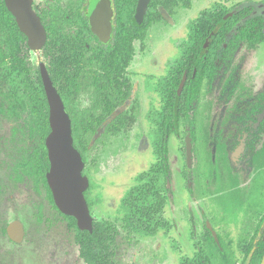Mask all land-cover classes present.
Returning <instances> with one entry per match:
<instances>
[{
    "label": "rangeland",
    "instance_id": "obj_1",
    "mask_svg": "<svg viewBox=\"0 0 264 264\" xmlns=\"http://www.w3.org/2000/svg\"><path fill=\"white\" fill-rule=\"evenodd\" d=\"M249 1L264 2L176 0L170 9L173 20L160 5L163 18L150 23L144 45L136 46L128 69L133 88L123 112L134 114L135 124L117 133L100 126L96 134H81L84 172L90 182L86 189L90 210L95 219L118 225L117 264H181L183 257L193 256L207 246L208 222L221 235L227 250L233 252L234 264L243 263L247 244L264 212V131L247 149L249 160L239 159L240 150L230 156L224 153L220 136L224 133L230 141L238 133V117L246 115L244 108L250 102L237 101L240 91L247 90L253 96L264 89V45L257 49L241 45L224 62L214 82L205 80L194 110L191 187L183 154L184 133L181 137L171 136L173 197L165 209L171 229L152 236L129 234L123 228L120 204L137 175L154 161L149 138L153 124L148 115L161 107L158 81L167 75L168 65L179 58L189 42L190 23L219 5L232 8ZM11 43L10 32L0 23V50L6 56L0 64V264H86L75 242L74 221L59 211L42 184L44 178L22 173L20 164L25 158L38 150L45 151L48 131L42 128V114L32 103L23 76L14 68ZM31 58L35 65L47 61L46 55L37 50L31 51ZM223 81L228 82V91L234 84L239 85L225 107L220 96ZM95 94V88L86 80L69 104L71 115L78 120L99 115L101 111L94 106ZM238 106L245 111H237ZM17 218L26 227L25 240L19 245L6 233L7 225Z\"/></svg>",
    "mask_w": 264,
    "mask_h": 264
},
{
    "label": "trees",
    "instance_id": "obj_2",
    "mask_svg": "<svg viewBox=\"0 0 264 264\" xmlns=\"http://www.w3.org/2000/svg\"><path fill=\"white\" fill-rule=\"evenodd\" d=\"M175 3L176 0H152L150 9L147 12L146 28L155 18H163L158 8L159 5H162L170 13V9ZM251 10L252 8H247L241 13L230 17L228 14L230 8L219 5L214 11L205 13L196 21L190 23V40L184 45L182 57L161 83L162 108L152 114L154 128L150 132V137L155 162L137 175L135 184L129 188L121 199L120 209L124 214L122 219L123 228L129 234L152 236L161 230L168 231L171 229V222L165 218L167 203L173 195L169 138L172 134L179 135L182 132L186 117L199 100L204 80L207 78L214 79L218 69L215 65L217 51L225 41L227 33L237 22L249 15ZM0 14L8 21L10 27L17 32L18 47L16 49L19 53L16 52L17 54L13 55L14 68L23 76V82L27 85L31 101L37 108V112L42 114V128L49 133V105L40 70L30 61L29 44L3 0H0ZM263 27V17H257L244 23L238 34L231 39L226 52L233 51L238 42L247 43L251 47L262 42L264 40ZM215 29L218 30V36L211 44L207 42V38ZM130 54L129 59L131 58ZM0 59L3 62L5 56L0 54ZM60 60V57H51L48 61V70L69 109L70 102L82 90L85 81H89L92 76L80 72L60 71ZM183 78L187 79V82L181 98L177 99V89ZM107 80L105 78L104 82ZM120 92L122 93L121 90ZM130 92L131 85L128 86V96ZM123 99L125 97L120 100L116 97L114 99L108 97L107 99L105 96L103 102L97 104L99 107L103 105L104 109V113L98 121L91 120L90 117L82 120L72 117L75 145L84 160L85 157L80 148L81 134L95 132L103 124L105 117L122 105ZM135 122L136 118L133 115L121 113L108 123L106 129L108 132L117 133L121 130L131 129ZM79 123H82L83 126L80 127ZM39 164L41 172L45 174L50 167L49 161L45 160V151L44 154L41 153ZM77 230L76 242L79 245L80 255L86 264H117L115 244L119 229L116 222L96 220L92 230H83L78 226ZM255 246H257L255 256H259L261 259L264 254V238L260 239ZM212 251L214 256L219 254L224 257V251L218 248L215 241H213ZM213 262L215 264V258ZM181 264H208L207 254L201 248L193 256L183 257ZM222 264L227 263L223 262Z\"/></svg>",
    "mask_w": 264,
    "mask_h": 264
},
{
    "label": "flooded vegetation",
    "instance_id": "obj_3",
    "mask_svg": "<svg viewBox=\"0 0 264 264\" xmlns=\"http://www.w3.org/2000/svg\"><path fill=\"white\" fill-rule=\"evenodd\" d=\"M3 1L6 8L9 10V8L6 5V1L5 0ZM151 2L152 0L150 1V4L146 10V14L143 22H139L136 19L139 0H32V7L34 11L37 13V15L40 17L41 22L46 30V41L44 42L41 48H34L30 44L28 36L20 29L16 16L10 10L9 11L12 13L17 26L24 34L26 42L29 44L30 48L28 49V52L30 54V61L34 65L35 63L31 58V51L37 50V51H41L44 57L46 55L47 61H43V62L46 63L47 68H48V61L51 57H60L61 59L60 71L80 72L92 76V78L88 82H90V84L93 85V87L95 88L96 94H95L94 106L97 110H100L101 113L99 115L89 116L91 120L98 121V119L102 117V114L104 113L103 105L99 107L97 106V104L103 102L105 96L107 97V99L108 97L110 99L111 98L114 99L116 97V98H120V100L122 99V97H125V99H123L122 101V105H120V107H117L111 114L105 117L104 122L101 125V127L102 126L104 127L107 126L108 123H110L113 119H115L118 115H120L121 112L124 111L125 107H127L128 105V100L132 96L133 85L131 83V78L129 77L128 74V69L131 61L133 60L136 46L142 45L143 47L144 45V41L146 39V32H147V28H146L147 12L150 9ZM244 4H248V5L243 6ZM261 4H264V2L259 3V2L249 1V2L239 3L238 5L230 8V11L228 13L230 17H233L241 13L243 10L247 8H252V10L249 13V15H247L246 17L242 18L239 22H237L234 25V27L227 33L225 41L217 51L215 65L217 66L218 69L215 74V77L213 80H210L208 78L205 80H208L211 83L214 82L218 77L220 69L222 68L224 62L232 55H234V53L241 47V45H246L250 49H257L259 46L264 45V40L258 43L254 47L249 46L247 43L238 42L233 51L226 52V49L231 39L238 34L239 29L242 27L244 23H247L249 20L257 17H263V26H264V9L261 10L260 14L247 19L248 16L256 12L258 5ZM158 8L163 15L162 10H164L163 9L164 7L161 8L159 5ZM234 10L235 12L232 15H230V13ZM168 15L171 18L169 12ZM170 18L167 19L170 20ZM171 20L173 19L171 18ZM102 22L103 25L99 26V23ZM0 23H2L5 26V29L10 32L12 38L11 52L14 55L17 52L16 48L18 47L17 32L16 30L14 31V29L10 27L8 21L2 17V14H0ZM214 31H216V33L212 41L209 42L211 44L217 38L218 30L217 29L213 30L210 33L209 37L207 38V42H208V39L210 38V36ZM263 32H264V27H263ZM183 51L184 50L181 49V54L179 58L177 60H173L171 62V65H168L169 71L167 75L159 79L158 81V89L161 96V107L159 109H153L152 111H150L148 115L150 122H152V114L154 112L160 111L162 108V104H163V96L161 91L162 80L165 77H167L170 71L177 65V63L182 57ZM0 54H3L1 50H0ZM129 54L131 55L130 59H129ZM40 62L41 61H39V63ZM1 63L2 61L0 59V64ZM39 63L36 66L40 70ZM105 78L108 80L104 82ZM183 80H185V84L183 87L184 90L187 79L183 78L180 82V85ZM129 85H131V92L130 95L128 96L127 94H128ZM227 86H228V82L223 81L220 96L222 100V105L224 107L230 101V97L232 93L235 92V90L239 87V85L234 84L232 90L228 91ZM105 87L107 88L104 90ZM179 87L177 89V94H176L177 99H180L183 93V90L180 94L178 93ZM120 90L122 91V93L120 92ZM242 90L240 91L239 95L236 97L237 101L241 103L243 100L250 99V102H248L246 107L244 108L246 110V115L238 117L237 125L240 126L238 133L236 134L235 139L232 140L229 139L230 141H228L227 138L226 139L224 138L225 136H227L224 133L220 136L222 151L230 156L232 152L236 153L240 150L239 159L247 158L246 157V155L248 154L247 149L253 147L254 141H256L257 137L264 131V89H262L259 92H256L253 96L252 93L250 95V93L247 92V90L244 91ZM201 93H202V89L199 95L200 96L199 100L195 104V107L200 101ZM63 102L72 121L73 116L70 113V109L67 108L66 102L64 100ZM195 107L186 117V122L184 127L182 128V132L179 135L177 134L171 135V136L181 137L182 134L184 133L185 147L183 148V154L186 160V176L190 187L192 185V175H193L192 170L194 165V138H195V120H196V112L194 111ZM236 109L241 113L245 111L244 109H241L240 106H238ZM130 115H133L135 117L134 114H130ZM225 116L229 118L230 115L227 113V115ZM83 118H81L80 120H82ZM187 120H190L191 122V132H192V142H193V159H192L191 167H189L188 165L187 152H186L187 145L185 141V130H186ZM152 124H153L152 127L153 129L154 123L152 122ZM97 131L98 128L92 134H96ZM150 132H149V138L151 140ZM48 134L49 133L45 135V160L47 159L50 163L48 149L46 146V137ZM170 138H169V156H170ZM74 145H75V139H74ZM41 153L44 154V150L42 151L38 150L30 154L27 158H25V161L20 164V167H22V173L31 175L32 172L34 174L41 175V177L44 178V183L42 179V184L46 186V192L50 193V196L53 202L55 203L54 196L47 179V173L49 172L50 167L48 171L45 172V174H43L40 169L39 158L41 156ZM249 158L250 157H248L247 159L249 160ZM154 162H155V156H154V161L152 163ZM170 165H171V156H170ZM83 175H86L84 170H83ZM86 195H87V190L85 191V197L87 199V203L90 209V204H91L90 199ZM172 197L170 199H172ZM59 211L63 215L74 221L76 234H77L78 231L77 219L73 216L65 214L60 209ZM92 217H93V227H94V222L97 219H95L93 215ZM15 220H19L23 224L24 236L21 242H17L11 239V237L8 235L7 232V228L9 224ZM103 220H107V219H103ZM13 221H11L7 225L6 233L12 242L19 245L23 243L25 240L26 227H25V223L19 218L14 219ZM207 224H208L207 234H206L207 246L203 249L207 254L208 264H213L214 258H215V264H222L223 262H226L227 264H234V260L232 257L233 252L229 249L227 250V247L224 246V244L222 243L221 235L216 234L210 228L209 222ZM262 238H264V212L261 215L255 227L254 233L250 238L249 243L247 244L245 259L242 264H264V254L261 257V259L259 258V256L257 257L255 256V252L257 249V246L255 245L258 244L259 240ZM213 241L217 243L218 248H220L221 251H224L223 252L224 257H222L219 254H216L215 256L213 255V251H212ZM75 242H76V235H75ZM76 245L79 250V256L81 257L79 245L77 244V242Z\"/></svg>",
    "mask_w": 264,
    "mask_h": 264
},
{
    "label": "water",
    "instance_id": "obj_4",
    "mask_svg": "<svg viewBox=\"0 0 264 264\" xmlns=\"http://www.w3.org/2000/svg\"><path fill=\"white\" fill-rule=\"evenodd\" d=\"M9 10L16 16L20 29L28 36L34 48H41L46 41V30L40 17L32 7V0H5ZM151 0H139L136 19L143 22L146 10ZM248 5L244 4L243 6ZM264 4L258 5L256 12L248 16L252 18L261 13ZM235 12L232 11L230 15ZM99 23V26H102ZM216 31L212 33L211 42ZM40 73L49 105L50 132L46 137V146L50 160V170L47 179L58 208L67 215L77 219L79 228L93 229V217L85 197L89 186V179L83 175L85 162L81 153L74 145L71 118L65 108L63 99L55 86L46 63H39ZM185 80L182 81L178 93L183 90ZM186 152L188 165L191 167L193 159V142L191 122L187 120L185 130ZM8 235L14 241L21 242L24 236L23 224L19 220L11 222L7 228Z\"/></svg>",
    "mask_w": 264,
    "mask_h": 264
}]
</instances>
